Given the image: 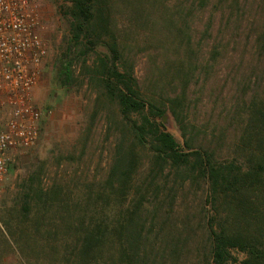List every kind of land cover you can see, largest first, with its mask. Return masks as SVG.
Wrapping results in <instances>:
<instances>
[{"label": "rangeland", "instance_id": "374dc122", "mask_svg": "<svg viewBox=\"0 0 264 264\" xmlns=\"http://www.w3.org/2000/svg\"><path fill=\"white\" fill-rule=\"evenodd\" d=\"M65 1L37 0L48 55L32 101L47 116L37 145L14 153L0 182V264H28L7 234L18 235L26 232V227L34 231L32 223L23 225L19 217L20 198L31 180L45 190L54 186L60 190L55 198L51 195L55 203L62 201L58 216L70 214L86 220L94 216L107 224L147 194L141 201L147 206L145 231L150 247L161 252L162 264H207L204 215L212 216L205 203L207 184L184 180L168 166L162 171L150 152L141 149L128 199L122 204L111 191L115 189L105 187L116 143L124 131L116 107L98 98L101 92L89 85L79 65L69 87L62 88L55 79L69 32L67 20L58 11ZM128 6L135 14L130 8H120L115 20L123 41L132 47L137 78L151 82V91L163 90L170 97L181 92L184 97L187 134L169 111L162 120L167 132L181 147L187 140L193 149L214 153L215 161L234 158L248 116L264 102V41L258 40L264 25L261 1L133 0ZM179 34L192 38L196 53L186 57L182 49H174L170 37ZM162 45L168 50L163 51ZM193 62L192 77L181 80L180 71L186 69L179 68L188 69L187 64ZM34 240L28 243L40 250L48 243L61 248L64 238L59 233L49 242ZM172 250L178 253L172 255ZM47 254L32 255L30 264H56ZM232 256L237 260L232 264L245 258L237 252Z\"/></svg>", "mask_w": 264, "mask_h": 264}, {"label": "trees", "instance_id": "16d2710c", "mask_svg": "<svg viewBox=\"0 0 264 264\" xmlns=\"http://www.w3.org/2000/svg\"><path fill=\"white\" fill-rule=\"evenodd\" d=\"M132 1L66 0L58 8L69 24V32L55 67L56 81L62 88L69 87L79 65L89 85L101 92L98 98L116 107L124 131L116 143L105 187L115 189L111 191L116 192L123 204L130 196L132 178L139 168L137 151L147 149L162 171L168 166L184 180L207 184L205 203L212 211V216L204 215L209 241L207 264L236 263L232 252L245 256L239 264H264V102L248 116L246 132L241 135L237 155L231 160L215 161L214 153L193 149L187 140L181 147L162 120L169 111L184 135L187 134L184 97L181 92L170 97L163 90L151 91L154 89L149 86L151 82L139 81L130 54L132 47L123 41L121 29L116 26L117 9L130 8ZM260 1L264 14V0ZM130 11L135 14V9ZM170 40L174 49H182L186 57L197 51L192 38L179 34ZM258 40L264 41V25ZM165 49L168 50L162 45V50ZM193 64L188 63V69L179 68L186 69L185 73L180 71L181 80L192 77ZM57 193L60 190L55 186L45 190L31 180L21 195V224L32 223L34 231L26 227V232L7 235L26 263H33L32 255L48 252L47 258H54L56 264H162L161 252L155 246L150 247L145 231L147 206L141 201L147 194L124 208L119 219L107 224L94 216L88 220L70 214L58 216L62 201L57 199L55 203L51 199ZM59 233L64 238L61 248L48 243L37 250L28 243H35L34 238L49 242ZM1 238L13 253L12 246ZM176 253L172 250L171 254Z\"/></svg>", "mask_w": 264, "mask_h": 264}, {"label": "built area", "instance_id": "2783aa9c", "mask_svg": "<svg viewBox=\"0 0 264 264\" xmlns=\"http://www.w3.org/2000/svg\"><path fill=\"white\" fill-rule=\"evenodd\" d=\"M37 0H0V182L14 153L37 145L47 116L32 101L48 55Z\"/></svg>", "mask_w": 264, "mask_h": 264}]
</instances>
